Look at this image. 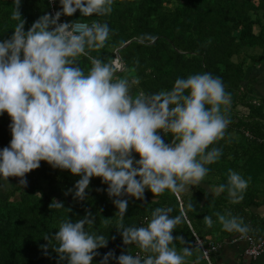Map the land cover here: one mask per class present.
I'll return each mask as SVG.
<instances>
[{
	"label": "clouds",
	"instance_id": "clouds-1",
	"mask_svg": "<svg viewBox=\"0 0 264 264\" xmlns=\"http://www.w3.org/2000/svg\"><path fill=\"white\" fill-rule=\"evenodd\" d=\"M59 2L60 10L41 15L25 31L21 0H13L10 19L18 23L11 36L0 41V114L11 118V140L0 150V188L8 186L9 177H20L19 183L26 186L25 174L39 168L41 161L80 176L74 185V198L80 200L91 178L100 177L108 185V196L115 197L116 229L123 244L135 245L143 253L122 252L117 257L110 250L100 264L112 259L116 264H186L192 248L178 251L174 241L184 238L172 234L187 220L184 207L176 216L170 215L171 207H157L145 217L146 224L126 227L129 201L122 197L143 201L146 189L155 195L165 190L179 195L203 181L209 172L206 165L216 163L223 153L222 148L209 146L224 139L231 123V93L220 77L204 72L177 77L169 90L133 94L138 78L117 77L124 71L117 60L105 62L91 55L109 39L106 22H60L62 15L71 17L77 10L84 17L108 16L114 0ZM80 57L90 62L87 71L80 66ZM168 135L171 140L165 142ZM250 181L228 169L227 183L214 194L226 190L231 203H241ZM49 208L61 209L64 204L54 198ZM215 215L224 231L246 236L250 230L230 212ZM203 221L207 228L214 224L208 215ZM94 222L90 212L75 222L61 220L58 231L43 237L48 243L41 248L47 254L51 246L67 264H93L96 250L108 244L103 234L86 230Z\"/></svg>",
	"mask_w": 264,
	"mask_h": 264
},
{
	"label": "trees",
	"instance_id": "trees-1",
	"mask_svg": "<svg viewBox=\"0 0 264 264\" xmlns=\"http://www.w3.org/2000/svg\"><path fill=\"white\" fill-rule=\"evenodd\" d=\"M12 6L13 0H0V41L9 38L18 23L10 19ZM60 9L59 0H21L25 31L41 15ZM76 21L109 25L105 47L91 55L105 62L118 56L124 71H118L117 77L127 75L140 80L139 85L133 86V94L169 90L177 77L209 72L222 79L232 97L228 111L231 123L225 137L209 146V150L222 148V156L216 163L206 165L209 172L204 180L189 185L178 195L180 200L169 190L155 195L146 189L143 201L122 197L129 201L124 225L146 224L145 217L150 218L157 207H171L170 215L176 216L183 206L187 220L172 234L184 238L174 241L178 251L183 247L196 248L186 258V264H208L194 243V234L202 240L240 234L222 230L216 213L230 212L242 218L250 229L247 235L264 240V213L253 211L264 210V104L251 99V84L245 73L249 63L252 66L264 61V0H114L113 12L108 16L84 17L77 10L71 17L60 18V22ZM126 42L129 43L121 47ZM79 64L85 71L91 66L86 57H80ZM10 122L6 112L0 114V150L11 140ZM164 139L170 142L171 136ZM133 155L139 159L138 154ZM228 169L245 179L251 177L241 203H231L226 190L218 196L214 194L219 185L227 183ZM25 178L26 186L19 183L20 177H9L12 186L0 188V264H67L66 260L59 261L51 246L45 254L41 245L48 241L43 237L58 231L61 220L75 222L89 212L95 222L86 225V230L108 238L107 246L96 250L99 255L93 258V264H100L110 250L117 257L122 252L134 255L135 251L143 256L135 245L123 244L116 229L117 208L112 202L115 197L108 196V185L102 178L92 177L85 198L79 201L72 199L74 190L70 195L68 190L74 189L80 176L69 170L41 161L40 167L26 173ZM54 198L62 201L64 208L50 209ZM189 203L193 209L187 208ZM205 215L214 221L211 228L204 224ZM218 251L209 254L210 260ZM109 264H116V260H109Z\"/></svg>",
	"mask_w": 264,
	"mask_h": 264
},
{
	"label": "crops",
	"instance_id": "crops-1",
	"mask_svg": "<svg viewBox=\"0 0 264 264\" xmlns=\"http://www.w3.org/2000/svg\"><path fill=\"white\" fill-rule=\"evenodd\" d=\"M246 79L247 82L251 84V90L249 91L251 99H253L256 104H258L259 101L264 104V61L250 66L246 73ZM253 211H263L264 213V210ZM230 237L224 236L216 239L226 241ZM244 246L245 244L242 241H237L235 243L224 242L222 249L214 254L213 261L210 260L211 264H264V253L256 258L246 256L243 253Z\"/></svg>",
	"mask_w": 264,
	"mask_h": 264
},
{
	"label": "built area",
	"instance_id": "built-area-1",
	"mask_svg": "<svg viewBox=\"0 0 264 264\" xmlns=\"http://www.w3.org/2000/svg\"><path fill=\"white\" fill-rule=\"evenodd\" d=\"M73 24L79 25V24H87V23L84 21H76V22H73ZM87 25H89V24H87ZM114 60H117V62L123 66V64L119 60L118 56H116L114 58ZM177 197L179 198L178 195H177ZM179 200H180V198H179ZM194 235H195V242L194 243L199 247L203 257L207 260L208 264H211L209 254L214 252V251H218V250L222 249L224 242H228V243H235L237 241L244 242L245 246L243 248V253L246 256H249L252 258H256V257H258L264 253V240H261V239L256 240L253 237H251L250 235L245 236L242 234H238V235H236V236H234V237H232L226 241L217 240V239H215V240L209 239L207 241L206 245L203 244V240L201 238H199L196 234H194ZM136 254H140L139 251H135L134 255H136Z\"/></svg>",
	"mask_w": 264,
	"mask_h": 264
},
{
	"label": "rangeland",
	"instance_id": "rangeland-1",
	"mask_svg": "<svg viewBox=\"0 0 264 264\" xmlns=\"http://www.w3.org/2000/svg\"><path fill=\"white\" fill-rule=\"evenodd\" d=\"M250 66H251V64L249 63L248 64V67H247V69H246V72L245 73H247V70H248V68H250ZM245 76V75H244ZM12 180H8V186H12V182H11ZM204 186H206V183H202ZM7 187V186H6ZM104 188V187H103ZM187 188H188V186H187ZM187 188H186V190H187ZM70 189H73V188H70ZM74 190V189H73ZM69 193V195H70V192H68ZM72 199H74V200H77V201H79L80 199L79 198H74V196L72 197ZM221 214H223V213H221ZM207 241H208V239L207 240H203V244L204 245H206L207 244ZM193 251H196V248H193L192 249ZM211 260L213 261V258H211ZM201 263H204V261L201 259Z\"/></svg>",
	"mask_w": 264,
	"mask_h": 264
},
{
	"label": "water",
	"instance_id": "water-1",
	"mask_svg": "<svg viewBox=\"0 0 264 264\" xmlns=\"http://www.w3.org/2000/svg\"><path fill=\"white\" fill-rule=\"evenodd\" d=\"M128 43H129V42H126V43L123 44L121 47H125ZM121 47H120V48H121Z\"/></svg>",
	"mask_w": 264,
	"mask_h": 264
}]
</instances>
